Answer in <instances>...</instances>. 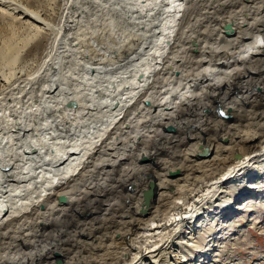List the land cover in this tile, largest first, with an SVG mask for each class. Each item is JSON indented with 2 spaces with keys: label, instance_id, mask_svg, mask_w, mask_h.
<instances>
[{
  "label": "bare ground",
  "instance_id": "1",
  "mask_svg": "<svg viewBox=\"0 0 264 264\" xmlns=\"http://www.w3.org/2000/svg\"><path fill=\"white\" fill-rule=\"evenodd\" d=\"M10 4L35 45L54 33L33 70L0 54V264H147L220 193L236 199L234 178L262 175L264 0H67L57 27Z\"/></svg>",
  "mask_w": 264,
  "mask_h": 264
},
{
  "label": "rangeland",
  "instance_id": "2",
  "mask_svg": "<svg viewBox=\"0 0 264 264\" xmlns=\"http://www.w3.org/2000/svg\"><path fill=\"white\" fill-rule=\"evenodd\" d=\"M22 1L30 8L38 11L40 15L42 14L41 16L46 17V19H48L54 27H57L59 25L60 14L65 10L67 2V0ZM138 7L139 11H146L145 4L140 3ZM204 15L207 16V14ZM28 25L30 24H28L27 17L18 18V14L14 12V5L10 4L1 7L0 54H3L6 48L10 46L13 47L12 51H16V57H14L13 66L22 68L26 72L33 70L36 67L35 63L42 56L45 48L49 47V43L54 33L53 30L45 31L46 33H43L41 44L35 45L34 39H36L37 37V32L35 31L36 29L33 26L29 28ZM27 30H29L31 33L29 34L28 31L26 35ZM201 37L205 38V33H202ZM27 41H29V43ZM247 64L250 63L248 62ZM262 67L264 68V65ZM13 81L16 83L18 82L16 80ZM0 82V90H2L5 86H7V84L3 81ZM238 92L236 93L238 97L239 95H242L244 97L243 94ZM164 94L165 93L161 95ZM209 108L213 113L211 104L209 105ZM135 110L136 109H134V113L136 112ZM190 112L191 111L189 110H185L184 116H189ZM137 114L138 113H136V115ZM176 117L177 118H175V123H179L181 117ZM129 119L132 118L130 117ZM135 120H138V117ZM137 124L134 123L135 126H137ZM194 124H196V122H194ZM125 126L126 125H124V129H126ZM129 126H131V128L128 127L126 130L130 136L128 135L129 138H126V140L124 139L127 143L133 142V136H138L140 133L139 130H136L135 128L132 129V124H129ZM197 129L199 131H202V125L200 123H197ZM154 132L155 130H150L148 134H150L152 137L154 135ZM158 137L159 139L163 138V136L160 134L158 135ZM125 144L126 143H124L123 145ZM179 144L180 141L178 140L177 145ZM154 150L156 149L154 148ZM262 164H264V162H262ZM254 165L256 164H253L251 167L247 168V171H244L242 174H240L239 179L235 180L236 178H234V180H232V186H235L234 191L239 190V193H241L235 195L236 199H231L230 203H227L226 199L229 198L232 193H230V195H224L223 192L220 193L219 198L216 199L215 202L210 201V205L208 207L209 210L204 212V215L197 223L194 222V227H191L192 229L185 228L189 227V224H186L174 233L173 237L171 238V243L168 245L169 248L165 249L164 251L162 250V252H160L158 255L159 257L156 256L155 258H152V264H155L154 262L163 264L164 258L167 257L166 255H168L166 260H169V256L173 255L174 253L180 254L182 256H188L192 263L190 261L183 263L177 261L176 263L173 261L175 257L171 256L172 259L169 262H173V264H264V171L262 175L258 177L256 171L253 169ZM149 174L154 173L150 172ZM148 175L146 176L148 177ZM144 179L142 180L143 182ZM249 184H257L259 186L253 188V186H249ZM229 185L230 184L228 183L224 186V190L226 191L227 189V192L229 190L227 186ZM247 195H254V197L257 198L256 203L250 206L251 209L246 211L242 210L240 212H238L239 210H235V208L233 209V207H236L239 202H242V199L246 198ZM153 198H155L154 195L151 199ZM90 202L98 204V202L100 201H97L95 203L93 199H90ZM216 202H222L224 204V206L221 205V208L219 207L217 209V211H219V214H215ZM212 203L214 205H212ZM235 219L237 220L234 221ZM224 225L229 226L226 229L221 228ZM67 240L71 241L72 236L68 235ZM180 240L182 241V244H179ZM175 242H178V245ZM188 243H192L194 245H189ZM4 253H6V251H4ZM155 259H157L158 261ZM151 261H146V263L148 264Z\"/></svg>",
  "mask_w": 264,
  "mask_h": 264
},
{
  "label": "water",
  "instance_id": "3",
  "mask_svg": "<svg viewBox=\"0 0 264 264\" xmlns=\"http://www.w3.org/2000/svg\"><path fill=\"white\" fill-rule=\"evenodd\" d=\"M231 29H232V25L230 23H226V30L229 31ZM147 102L149 104H151L150 100H147ZM72 105H73V102L72 101L69 102V106H72ZM169 129H174V127L173 126H169ZM204 151H206V150L204 149ZM151 160L153 161V158ZM153 195H154V182L151 180V181H149L148 187L143 191V194H142L143 204L145 206H147L149 204V202H150L151 198L153 197ZM59 198L61 200H63V201L66 200V196L65 195H60ZM55 255L59 256V253L55 252ZM57 263L58 264H62L61 260H58Z\"/></svg>",
  "mask_w": 264,
  "mask_h": 264
}]
</instances>
